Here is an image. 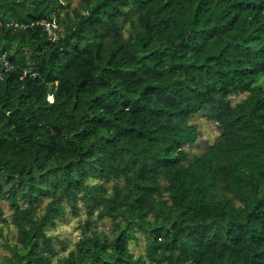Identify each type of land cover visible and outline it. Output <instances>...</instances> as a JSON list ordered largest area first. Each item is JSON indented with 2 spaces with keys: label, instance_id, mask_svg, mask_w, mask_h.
<instances>
[{
  "label": "trees",
  "instance_id": "16d2710c",
  "mask_svg": "<svg viewBox=\"0 0 264 264\" xmlns=\"http://www.w3.org/2000/svg\"><path fill=\"white\" fill-rule=\"evenodd\" d=\"M1 72L0 264H264V0H0ZM78 200L61 255L47 230Z\"/></svg>",
  "mask_w": 264,
  "mask_h": 264
},
{
  "label": "rangeland",
  "instance_id": "374dc122",
  "mask_svg": "<svg viewBox=\"0 0 264 264\" xmlns=\"http://www.w3.org/2000/svg\"><path fill=\"white\" fill-rule=\"evenodd\" d=\"M66 1L71 7L75 5L78 0H64V2ZM60 26L62 29V25ZM242 96H244L243 93L235 95L234 98L240 99ZM192 122L198 125L200 135L198 136L196 143L186 145L185 148L188 149L191 154L200 155L205 150L206 144L213 143L219 138L220 131L218 130L216 122L208 119L207 116L202 113L195 115ZM113 182L114 181H111L107 184L109 190H111ZM46 200L47 198L42 201V204H45ZM0 205L4 208L5 215L9 216L12 213V209L6 200H2ZM65 213V216L58 218L56 220V224L48 227L47 230L48 233L55 237V246L61 255L67 254L70 250L76 247L77 241L84 232L83 225L89 217L87 207L81 200H78L76 212L72 206L67 204ZM91 217L93 220V229L104 230L108 233H112V220L110 218H100L96 212L92 214ZM17 233L18 229L12 222L3 223L0 221V262L2 261L4 255L9 253V249H7L6 244L8 242H16ZM129 243L130 248L136 257L145 256L146 236L144 232L137 231L136 236L131 239ZM59 254H57V256ZM52 264H55V260Z\"/></svg>",
  "mask_w": 264,
  "mask_h": 264
},
{
  "label": "built area",
  "instance_id": "2783aa9c",
  "mask_svg": "<svg viewBox=\"0 0 264 264\" xmlns=\"http://www.w3.org/2000/svg\"><path fill=\"white\" fill-rule=\"evenodd\" d=\"M62 1H63V3L67 4V1L66 2H64V0H62ZM2 24L6 25V26L12 25L15 27L26 28V27L35 25V22L34 21L27 22V21H19V20H10V21L2 22ZM40 24L48 32V34L51 38H53V39L58 38V36H59L58 30H59V28L61 29V26H60L59 22H57L56 19L41 21ZM3 59H4L5 71L11 69L13 65L10 62V60H8L6 57ZM3 74H4L3 72L0 73V78H3Z\"/></svg>",
  "mask_w": 264,
  "mask_h": 264
}]
</instances>
